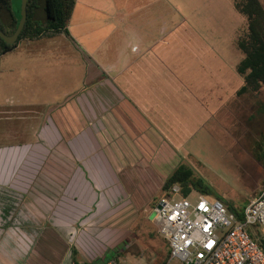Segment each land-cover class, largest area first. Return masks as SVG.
I'll return each mask as SVG.
<instances>
[{
  "label": "crops",
  "instance_id": "0c3cea01",
  "mask_svg": "<svg viewBox=\"0 0 264 264\" xmlns=\"http://www.w3.org/2000/svg\"><path fill=\"white\" fill-rule=\"evenodd\" d=\"M233 3L75 0L67 34L1 56L0 264H72V249L79 264H119L158 239L146 191L242 86L232 66L236 81L225 76L226 42L246 23ZM34 18L45 22L42 1Z\"/></svg>",
  "mask_w": 264,
  "mask_h": 264
},
{
  "label": "rangeland",
  "instance_id": "374dc122",
  "mask_svg": "<svg viewBox=\"0 0 264 264\" xmlns=\"http://www.w3.org/2000/svg\"><path fill=\"white\" fill-rule=\"evenodd\" d=\"M261 1L264 3V0ZM15 3L16 0L13 1L14 6ZM229 9L230 7L223 13V16L219 15L220 23L222 17L228 18ZM198 17L199 15L194 14L193 20L198 21ZM214 20V17L209 15V23L214 24L216 22ZM226 30L225 38L227 39L229 35ZM245 32L246 23L240 25L235 31L233 45H230V40L226 42L225 57L227 58V53L231 56L235 55V57L229 55L228 63L226 62V82L233 79L236 81V76L232 77L228 69L232 66L236 72L234 66L237 65L238 60L243 58L236 43L245 35ZM24 53L18 50L11 56L12 62L18 63L17 69L20 71L24 67L22 57ZM47 66L48 70H51L55 64L50 59L47 61ZM239 79L242 82L240 76ZM226 99L229 101L227 100L221 121L204 128L205 131H209V134L200 133L189 141L187 149L189 156L186 155L184 159H181L175 169L180 165L188 166L193 172V178L201 180V186L208 189V194L202 195L209 200L220 201L226 208L238 209L243 208L247 201L264 186V90L257 95L245 93L231 98H228L227 93ZM166 192L168 191L162 189L157 192L146 191L155 198L149 196L143 199V201L146 199L150 202L145 213V220L151 227H155V223H152L153 212L151 210ZM199 194L201 193L198 190L191 191L187 197L193 202ZM157 235L156 240L153 238L137 239V247L130 246L128 251L119 257L118 263L166 264L164 260L167 257V262L169 254L165 247L166 241L159 233ZM169 264L178 263L173 260Z\"/></svg>",
  "mask_w": 264,
  "mask_h": 264
},
{
  "label": "built area",
  "instance_id": "2783aa9c",
  "mask_svg": "<svg viewBox=\"0 0 264 264\" xmlns=\"http://www.w3.org/2000/svg\"><path fill=\"white\" fill-rule=\"evenodd\" d=\"M188 196V195H187ZM173 185L153 207V222L169 248L167 263L264 264V186L239 212L202 194L191 202ZM104 264H116L109 258Z\"/></svg>",
  "mask_w": 264,
  "mask_h": 264
},
{
  "label": "trees",
  "instance_id": "16d2710c",
  "mask_svg": "<svg viewBox=\"0 0 264 264\" xmlns=\"http://www.w3.org/2000/svg\"><path fill=\"white\" fill-rule=\"evenodd\" d=\"M9 0V10L12 18L10 34L14 32L19 21L20 0ZM43 2L45 22L36 21L35 12L38 2ZM75 0H27L26 21L13 44L1 42L0 58L11 52L17 44L32 38H53L67 34V25L74 7ZM235 10L246 20L245 35L237 40L236 46L243 58L236 66V73L242 78V86L236 95L245 93L259 94L264 90V3L261 0H234ZM180 187L181 195L187 196L191 191L198 190L208 194V189L201 186V180L193 178V172L188 166L180 165L165 179L161 189L168 191L173 185ZM262 189V188H261ZM242 208L228 207V210L239 216ZM264 251V238L258 241ZM72 264H79L76 251L72 249Z\"/></svg>",
  "mask_w": 264,
  "mask_h": 264
},
{
  "label": "water",
  "instance_id": "95a60500",
  "mask_svg": "<svg viewBox=\"0 0 264 264\" xmlns=\"http://www.w3.org/2000/svg\"><path fill=\"white\" fill-rule=\"evenodd\" d=\"M26 5H27V0H20L19 21L12 35L6 36L0 30V39L4 43L10 45L16 41L26 21ZM3 6H4V1H0V7H3Z\"/></svg>",
  "mask_w": 264,
  "mask_h": 264
},
{
  "label": "flooded vegetation",
  "instance_id": "af4514ba",
  "mask_svg": "<svg viewBox=\"0 0 264 264\" xmlns=\"http://www.w3.org/2000/svg\"><path fill=\"white\" fill-rule=\"evenodd\" d=\"M0 1H4V6L0 7V30L6 36H10L13 33L10 34L12 18H11L10 10L8 8L9 0H0ZM1 42L3 41L0 39V45H1Z\"/></svg>",
  "mask_w": 264,
  "mask_h": 264
}]
</instances>
